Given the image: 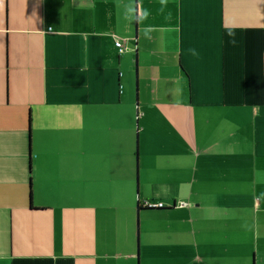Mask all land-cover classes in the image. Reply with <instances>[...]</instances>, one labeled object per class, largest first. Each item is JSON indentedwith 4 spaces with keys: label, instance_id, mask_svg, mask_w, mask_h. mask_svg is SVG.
Instances as JSON below:
<instances>
[{
    "label": "crops",
    "instance_id": "1",
    "mask_svg": "<svg viewBox=\"0 0 264 264\" xmlns=\"http://www.w3.org/2000/svg\"><path fill=\"white\" fill-rule=\"evenodd\" d=\"M171 207L184 262L170 225L147 230ZM251 254L264 264V0H0V264Z\"/></svg>",
    "mask_w": 264,
    "mask_h": 264
},
{
    "label": "rangeland",
    "instance_id": "2",
    "mask_svg": "<svg viewBox=\"0 0 264 264\" xmlns=\"http://www.w3.org/2000/svg\"><path fill=\"white\" fill-rule=\"evenodd\" d=\"M136 85H134L135 87ZM207 196L204 197L206 199ZM210 200V199H209ZM172 211H169L172 213L171 218H158L151 220L150 223L147 224V230L148 234H166L164 229L167 230V226L170 225L171 230L170 232L174 235L170 236V242L171 246L176 249L175 255H176V261L179 262H184V258L188 257V252H186V249H190L191 247L195 246L193 243V238H191L188 234V231H186L185 226H184V216L181 215L180 213H176L175 209L171 207ZM183 209V208H182ZM148 217L154 218L156 215L155 213H149L147 214ZM140 218V217H139ZM141 221V220H140ZM169 221L168 223H166ZM154 226H156L154 228ZM228 226L229 227V232H226L225 229L223 234H235L237 232V229L239 226L236 223L233 224H226L223 223L222 228ZM216 227H220V224L216 226V223H209L207 224V231L205 234H209L207 238V245L209 246H215V236L213 234H218ZM242 227V226H241ZM240 227V228H241ZM175 228V229H174ZM228 229V228H227ZM140 231H141V222H140ZM147 232L145 234H147ZM168 234V233H167ZM238 234H255L254 229L252 227L249 228V231H246V233H243L240 231ZM257 234H260L259 228ZM199 237V236H198ZM200 243V242H198ZM174 255L172 254L170 257H173ZM191 257V254H190ZM253 254L250 256V263L249 264H254V258Z\"/></svg>",
    "mask_w": 264,
    "mask_h": 264
},
{
    "label": "built area",
    "instance_id": "3",
    "mask_svg": "<svg viewBox=\"0 0 264 264\" xmlns=\"http://www.w3.org/2000/svg\"><path fill=\"white\" fill-rule=\"evenodd\" d=\"M116 46L120 53L124 52V48L121 42H117ZM180 206H185V203H181ZM142 207L147 209H163L165 208V205L163 203H154L146 200L142 203Z\"/></svg>",
    "mask_w": 264,
    "mask_h": 264
},
{
    "label": "trees",
    "instance_id": "4",
    "mask_svg": "<svg viewBox=\"0 0 264 264\" xmlns=\"http://www.w3.org/2000/svg\"><path fill=\"white\" fill-rule=\"evenodd\" d=\"M142 206V205H141ZM141 210V207L139 208ZM164 209V208H163ZM162 210V209H161Z\"/></svg>",
    "mask_w": 264,
    "mask_h": 264
},
{
    "label": "water",
    "instance_id": "5",
    "mask_svg": "<svg viewBox=\"0 0 264 264\" xmlns=\"http://www.w3.org/2000/svg\"><path fill=\"white\" fill-rule=\"evenodd\" d=\"M137 227H138V225H137Z\"/></svg>",
    "mask_w": 264,
    "mask_h": 264
}]
</instances>
